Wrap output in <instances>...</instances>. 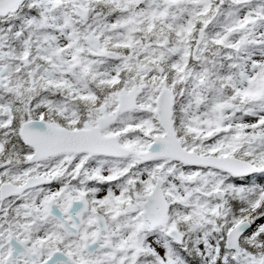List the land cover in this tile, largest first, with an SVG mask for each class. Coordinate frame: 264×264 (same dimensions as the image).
Segmentation results:
<instances>
[{"label": "snow or ice", "instance_id": "1", "mask_svg": "<svg viewBox=\"0 0 264 264\" xmlns=\"http://www.w3.org/2000/svg\"><path fill=\"white\" fill-rule=\"evenodd\" d=\"M0 264H264V0H0Z\"/></svg>", "mask_w": 264, "mask_h": 264}]
</instances>
